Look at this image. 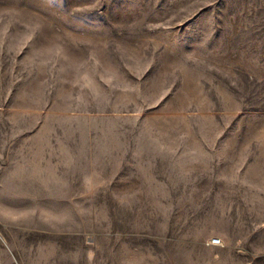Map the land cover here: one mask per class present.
Segmentation results:
<instances>
[{
    "label": "rangeland",
    "instance_id": "1",
    "mask_svg": "<svg viewBox=\"0 0 264 264\" xmlns=\"http://www.w3.org/2000/svg\"><path fill=\"white\" fill-rule=\"evenodd\" d=\"M0 264H264V0H0Z\"/></svg>",
    "mask_w": 264,
    "mask_h": 264
},
{
    "label": "built area",
    "instance_id": "2",
    "mask_svg": "<svg viewBox=\"0 0 264 264\" xmlns=\"http://www.w3.org/2000/svg\"><path fill=\"white\" fill-rule=\"evenodd\" d=\"M210 244L212 245H216V246H219L222 244V240L220 238H213L210 242Z\"/></svg>",
    "mask_w": 264,
    "mask_h": 264
}]
</instances>
